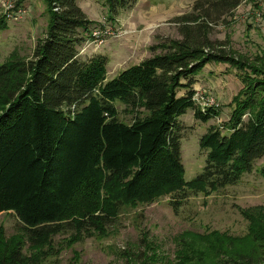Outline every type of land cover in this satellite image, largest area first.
Listing matches in <instances>:
<instances>
[{
	"label": "trees",
	"instance_id": "16d2710c",
	"mask_svg": "<svg viewBox=\"0 0 264 264\" xmlns=\"http://www.w3.org/2000/svg\"><path fill=\"white\" fill-rule=\"evenodd\" d=\"M136 1L104 0L106 19L114 22ZM243 1L196 0L194 13L174 20L182 39L153 44L152 56L109 79L106 55L79 53L96 22L78 0H47L51 18L32 55L0 62V213L13 212L21 223L11 239L0 230V264H39L69 228L75 241L85 231L102 233L124 205L210 194L264 158V57L252 61L210 37L213 23ZM208 63L229 64L244 86L228 122L210 125L199 140L204 172L186 180L179 117L192 108L207 122L221 112L194 100ZM118 101L135 111L131 122L120 119ZM245 214L252 222L243 238L197 235L195 243L182 235L177 264H264V219ZM153 255L144 264H155Z\"/></svg>",
	"mask_w": 264,
	"mask_h": 264
},
{
	"label": "rangeland",
	"instance_id": "374dc122",
	"mask_svg": "<svg viewBox=\"0 0 264 264\" xmlns=\"http://www.w3.org/2000/svg\"><path fill=\"white\" fill-rule=\"evenodd\" d=\"M195 2L137 0L131 8L121 10L112 22L106 19L108 8L104 0H78V5L96 22L93 31L109 28L113 32L99 46L88 37L80 47V57L106 55L107 75L111 79L152 56L153 44L182 39L180 26L174 20L194 13ZM50 18L47 0H0V62L12 55L30 57L38 40L45 36ZM210 37L217 47L252 61L256 55L264 57V0H245L223 14L213 23ZM243 86L237 70L227 63H208L198 74L196 92L215 98L221 112L207 122L197 119L192 108L179 117L186 180L204 172L206 152L199 140L210 125L223 126L228 122L233 110L230 102ZM116 105L120 119L131 122L135 111L119 101ZM263 166L264 158L251 171L243 173L237 183L210 194L189 193L186 198L165 194L135 206L124 205L115 218L105 221L102 233L95 229L85 231L77 241L73 239L76 231L69 228L54 236L51 248L46 247L48 254L39 264H144L151 262L154 251L155 264H177L179 242L184 234H191L188 237L195 243L197 235L229 234L243 238L250 234L252 222L245 212L264 219ZM20 227L15 213H0V230L5 239L20 234ZM33 251L28 245L24 248L26 255Z\"/></svg>",
	"mask_w": 264,
	"mask_h": 264
},
{
	"label": "built area",
	"instance_id": "2783aa9c",
	"mask_svg": "<svg viewBox=\"0 0 264 264\" xmlns=\"http://www.w3.org/2000/svg\"><path fill=\"white\" fill-rule=\"evenodd\" d=\"M258 15L260 16L261 14ZM92 33H93L92 41L97 43L98 46L106 41L109 34L113 35V32L109 28L106 29L95 28V30ZM194 100L203 110H205L208 107H214V108L218 107V102L215 98L206 96L205 94L200 93L198 91L194 95Z\"/></svg>",
	"mask_w": 264,
	"mask_h": 264
},
{
	"label": "crops",
	"instance_id": "0c3cea01",
	"mask_svg": "<svg viewBox=\"0 0 264 264\" xmlns=\"http://www.w3.org/2000/svg\"><path fill=\"white\" fill-rule=\"evenodd\" d=\"M131 45H132L133 47H136V46L134 45V43H132Z\"/></svg>",
	"mask_w": 264,
	"mask_h": 264
}]
</instances>
